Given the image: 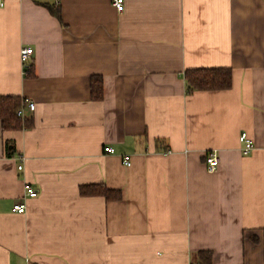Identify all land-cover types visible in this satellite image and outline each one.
Segmentation results:
<instances>
[{"label":"crops","instance_id":"0c3cea01","mask_svg":"<svg viewBox=\"0 0 264 264\" xmlns=\"http://www.w3.org/2000/svg\"><path fill=\"white\" fill-rule=\"evenodd\" d=\"M56 1L0 0V95L32 120L0 125V264H264V0ZM213 67L230 87L186 90Z\"/></svg>","mask_w":264,"mask_h":264},{"label":"trees","instance_id":"16d2710c","mask_svg":"<svg viewBox=\"0 0 264 264\" xmlns=\"http://www.w3.org/2000/svg\"><path fill=\"white\" fill-rule=\"evenodd\" d=\"M49 10L59 16L58 10L48 6ZM26 75H31V65L25 71ZM186 90H221L230 87L231 70L227 67L196 68L187 69L184 72ZM90 94L95 100L102 97V81L100 76H92L90 81ZM24 99L15 95H0V125L4 130L16 129L22 126L29 127L32 120L28 117L22 118L17 111L21 108ZM82 195H101L106 199H118L119 190L109 189L104 184H88L79 187ZM200 264H211L210 251L200 250L197 253Z\"/></svg>","mask_w":264,"mask_h":264},{"label":"built area","instance_id":"2783aa9c","mask_svg":"<svg viewBox=\"0 0 264 264\" xmlns=\"http://www.w3.org/2000/svg\"><path fill=\"white\" fill-rule=\"evenodd\" d=\"M55 2H57L55 0ZM2 5V2H0V6ZM112 5L118 10V11H122L123 9V0H112ZM33 53V49L30 46H24L21 48L20 52H19V56L20 59L22 61V63L24 64V71H26V69L29 68L30 64H29V60L30 57ZM25 107H27L28 109L32 110L34 108V103L31 101H27L25 104ZM24 108L21 107L18 111L17 114H19L20 116L23 115V110ZM239 140L242 143V153L243 154H247L253 147L252 145V141L251 139L247 136L246 132H241L239 135ZM105 151L107 152H112L113 148L108 146L104 148ZM205 162H206V166L208 168V170L212 171L216 168V166L218 165V155L217 152L215 150H210L206 156H205ZM124 163L126 165H129L130 162L127 159V156L124 157ZM18 169L22 168V165H18L17 166ZM24 191L25 194L28 197H34L37 195V191L30 185V184H24ZM13 210L15 212L18 213H23L25 211V204L22 202H16L13 205Z\"/></svg>","mask_w":264,"mask_h":264}]
</instances>
